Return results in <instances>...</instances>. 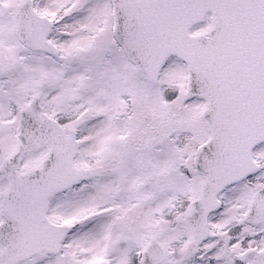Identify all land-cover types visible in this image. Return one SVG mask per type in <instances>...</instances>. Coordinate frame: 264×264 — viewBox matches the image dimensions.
I'll use <instances>...</instances> for the list:
<instances>
[{
	"label": "snow or ice",
	"instance_id": "snow-or-ice-1",
	"mask_svg": "<svg viewBox=\"0 0 264 264\" xmlns=\"http://www.w3.org/2000/svg\"><path fill=\"white\" fill-rule=\"evenodd\" d=\"M0 264H264V0H0Z\"/></svg>",
	"mask_w": 264,
	"mask_h": 264
}]
</instances>
